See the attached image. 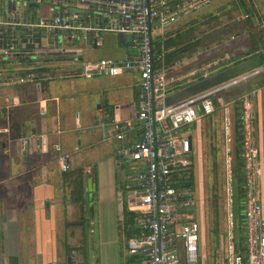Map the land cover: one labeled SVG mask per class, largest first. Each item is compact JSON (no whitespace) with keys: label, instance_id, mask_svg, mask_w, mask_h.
I'll return each instance as SVG.
<instances>
[{"label":"built area","instance_id":"1","mask_svg":"<svg viewBox=\"0 0 264 264\" xmlns=\"http://www.w3.org/2000/svg\"><path fill=\"white\" fill-rule=\"evenodd\" d=\"M211 1L0 0V84L113 77L124 72L137 75L133 116H112L108 123L111 139L120 142L118 152L128 165L124 174L126 208L137 213L139 232L127 239V251L138 255L142 264H179L181 259L184 264H198L200 224L195 219L180 220L178 212L193 205V192L188 187L177 189L173 174L194 162L193 124L201 117L213 115L216 100L224 112L229 208L226 264H264L261 163L255 129L257 90H249L239 101L243 253L236 249L232 231L233 163L229 145L234 140V123L232 126L228 102L220 100L223 92L259 75L264 67L259 65L182 99L166 102L173 93L214 76L232 63L228 52L212 57L207 49L168 56L173 48H166L165 41L186 29H175L174 25ZM32 3L37 9L39 5L44 8L30 16L28 9ZM91 32L97 35V44L100 34H122L120 42L129 49L128 53L122 58L83 59L75 44ZM237 36L230 34L229 39ZM47 54L60 57L61 66L43 68L37 58ZM65 56L77 66L67 67ZM15 70L22 73L7 75ZM53 150L60 170H69L68 156L62 147L56 143Z\"/></svg>","mask_w":264,"mask_h":264},{"label":"crops","instance_id":"2","mask_svg":"<svg viewBox=\"0 0 264 264\" xmlns=\"http://www.w3.org/2000/svg\"><path fill=\"white\" fill-rule=\"evenodd\" d=\"M247 1L255 8V21L264 29V0ZM214 2L219 4L216 7L222 4V0ZM29 6H32L28 9L31 16L37 7ZM223 11L215 9L202 22ZM96 37L91 32L75 44L83 59L122 58L129 51L113 32L100 34L99 44L94 42ZM243 57L235 58L214 76L169 97L173 101L182 99L206 81L220 82L262 65L259 57L242 61ZM59 58L47 54L37 59L43 68L53 69L61 66ZM65 58L67 67L77 66L68 61L69 57ZM20 73L15 70L7 75ZM219 75L224 77L217 80ZM105 77L129 88L130 95L125 88L123 102L98 104L95 112L75 107L68 101L66 93L76 78L40 84H0V264H142L138 255L127 251L123 214L125 209L132 213L126 208L124 186L128 165L118 152L120 142L111 139L108 123L112 116L119 119L133 116L138 77L131 72ZM262 88L258 89L257 98L263 96ZM260 112H256L255 129L264 217V115ZM194 124L192 132L197 138L192 136L193 151L200 138L199 120ZM56 143L68 156L69 177L60 170L53 150ZM76 172L84 175V199L80 204L73 202L71 194ZM178 212L180 220L195 219L187 209ZM241 212L233 215L232 231L236 249L243 253L245 228ZM136 217L137 213L130 227H137ZM211 233L213 238H208L200 229L198 264H226L227 239L218 230ZM179 264H184L183 259Z\"/></svg>","mask_w":264,"mask_h":264},{"label":"rangeland","instance_id":"3","mask_svg":"<svg viewBox=\"0 0 264 264\" xmlns=\"http://www.w3.org/2000/svg\"><path fill=\"white\" fill-rule=\"evenodd\" d=\"M227 0H222L225 3ZM219 5V4H218ZM217 2L211 1L206 6L201 7L199 10L194 11L191 15L174 25L175 29L182 30V39L179 46L182 47L194 40H199V44L190 47L189 49H182L178 52V56H183L188 53H195L197 51L209 50V55L212 57L219 56L228 52L230 56H235V52L239 48L241 42L240 37L230 40V34H235L239 30L240 25H236L234 30L223 33V41L216 43L215 41L219 36L205 38L210 31L218 25H221L231 17L237 18L239 13L237 11H230L214 20L208 17L202 22L204 16L213 13ZM224 7V6H223ZM44 8V5H39L37 10ZM30 10V9H29ZM238 15V16H237ZM198 21V23H195ZM191 22L195 24L189 26ZM225 39H228L225 40ZM227 41V42H226ZM231 45L235 47L232 49ZM230 47V48H229ZM100 51H97L99 54ZM239 58V55H237ZM233 62V61H232ZM72 85L67 94L68 101L75 107H85L88 110L97 111L96 106L100 105H114L123 102V93L126 91L130 95V89L123 87L120 84L114 83L113 80H108L105 76H96L92 78H76L72 80ZM126 88V89H125ZM248 92V84L242 82L234 85L233 89L227 93L226 98L231 101L228 102L229 114L232 118L233 126V100L240 98ZM262 95L260 98L256 96V112L259 114L260 109L264 115V87L262 88ZM127 97V95H126ZM239 106V104H238ZM260 112V113H261ZM224 112L222 108H218L213 115L201 117L199 119L200 138L197 142L196 150L194 151V166L193 178L194 188L193 192V205L187 209V213L192 215L200 224L201 232L208 238H213L212 230H218L219 234L225 235L228 230V216L229 208L227 203V171H226V150H225V136L223 129ZM193 138H197V134L192 132ZM235 142L230 143L229 153L232 157V163L235 160ZM119 175V174H118ZM107 187V186H106ZM108 188V187H107Z\"/></svg>","mask_w":264,"mask_h":264},{"label":"trees","instance_id":"4","mask_svg":"<svg viewBox=\"0 0 264 264\" xmlns=\"http://www.w3.org/2000/svg\"><path fill=\"white\" fill-rule=\"evenodd\" d=\"M224 6V7H223ZM230 6V7H229ZM230 8L229 11H223L225 8ZM219 11H223L220 15L224 13H228L230 11H237L240 15L239 20L235 17H231L232 19L228 20L227 22L216 26L213 28L205 38L219 36V38L215 41L216 43H221L223 41L222 35L223 33H227L231 30L236 28V25H240L239 30L243 29L238 32L236 31L237 37H240L241 42L239 43V48L235 52V56H231V60H235V58L244 56L242 61L249 59L250 57H259L262 65L264 66V29L259 25L255 20L254 15V7L250 1L247 0H227L225 3H222L219 7H217ZM218 16H213L211 20H214ZM242 24H244L242 26ZM182 32L176 34L173 37L168 38L165 41L166 48H173L168 53V56L176 55L182 49H189L197 44H199V40H194L191 43H188L182 47L179 46V43L182 39ZM221 37V38H220ZM235 46L231 45L233 49ZM230 48V47H229ZM241 62V61H238ZM237 63V62H236ZM234 63V65L236 64ZM238 64V63H237ZM224 76L219 75L216 77L217 80H221ZM260 87H264V71L259 75H256L250 79H248V91L249 90H257ZM233 87L229 88L227 91L221 94V99L224 102L231 101L230 99L226 98L228 92H230ZM239 101L240 98H236L233 100L234 110H233V123H234V142H235V160L233 161V170H232V188H233V197H232V212L235 215V212L242 211V199H241V180H242V160L240 157V149H239V121H240V113H239ZM218 108H222L219 101L216 100V110ZM193 166L194 162L185 170L177 171L173 174L174 185L177 189H181L184 187H188L191 190L194 188V178H193ZM65 176L69 177L71 170L65 171ZM77 175L74 178L73 189L71 191L72 200L74 203L80 204L84 199V192H83V176L81 172H76ZM242 213V212H241ZM124 230L126 232V241L129 237L138 234L139 230L137 227H130L129 224L131 223L132 219L134 221V217L136 215L135 212L130 213L125 209L124 211ZM242 217V224L243 223V216ZM234 222V221H233Z\"/></svg>","mask_w":264,"mask_h":264},{"label":"water","instance_id":"5","mask_svg":"<svg viewBox=\"0 0 264 264\" xmlns=\"http://www.w3.org/2000/svg\"><path fill=\"white\" fill-rule=\"evenodd\" d=\"M31 5H33V6H35L36 4L35 3H32ZM124 37H123V35L122 34H120L119 35V39L120 40H122ZM218 81H206L204 84L202 83V87L200 88V89H202V88H205V87H207V86H209V85H212V84H215V83H217ZM197 89V88H196ZM200 89H197V90H200ZM197 90H191V93H194V92H196ZM189 93V92H188ZM189 95V94H188ZM263 100H264V98H263ZM171 101H173V100H171V97H168L167 98V100H166V102L168 103V102H171ZM174 101H175V99H174ZM264 102V101H263ZM264 109V108H263ZM261 110V109H260ZM193 126H195V124H193ZM262 195H263V193L261 194V192H260V197H262Z\"/></svg>","mask_w":264,"mask_h":264}]
</instances>
